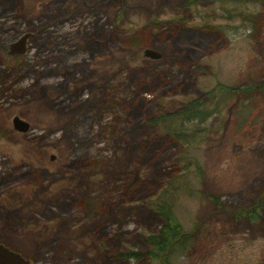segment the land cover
<instances>
[{"label": "rangeland", "instance_id": "obj_1", "mask_svg": "<svg viewBox=\"0 0 264 264\" xmlns=\"http://www.w3.org/2000/svg\"><path fill=\"white\" fill-rule=\"evenodd\" d=\"M185 1L0 0L2 246L30 264H160L117 255L147 251L164 201L193 232L166 264H264V3ZM194 99L205 122L150 124Z\"/></svg>", "mask_w": 264, "mask_h": 264}, {"label": "trees", "instance_id": "obj_2", "mask_svg": "<svg viewBox=\"0 0 264 264\" xmlns=\"http://www.w3.org/2000/svg\"><path fill=\"white\" fill-rule=\"evenodd\" d=\"M198 0H186L184 6H190L197 3ZM220 2H239L243 3H264V0H209ZM227 93L236 95H247L251 92L252 87L243 89H229L224 88ZM210 111L204 106V100L194 99L184 103L177 110L170 114L162 115L157 119L150 121L152 126L161 124L167 133H171L175 136H179L181 132H176V129L170 128L174 123H188L197 122L203 123L210 116ZM172 131V132H171ZM212 205L216 206L217 201L211 200ZM262 207L261 200L250 207L240 210L237 214L239 219H245L252 222L259 218L258 210ZM159 222V227L156 233L148 235L144 238L143 244L147 246L146 252L139 251H127L120 253L117 258L122 260H134L139 261L141 259L148 258L150 260H158L160 264H166L167 259L176 248H183L189 240L193 237V232H183L180 226L172 219L171 206L164 201L154 204V208L151 209Z\"/></svg>", "mask_w": 264, "mask_h": 264}, {"label": "water", "instance_id": "obj_3", "mask_svg": "<svg viewBox=\"0 0 264 264\" xmlns=\"http://www.w3.org/2000/svg\"><path fill=\"white\" fill-rule=\"evenodd\" d=\"M26 38L27 35H23L18 39L17 43L10 45L8 49L9 55L23 54ZM143 56L150 60L159 59V55L157 53L148 49L143 51ZM11 123L14 130L18 132L27 131V124L17 117H14ZM0 264H30V262L0 244Z\"/></svg>", "mask_w": 264, "mask_h": 264}]
</instances>
